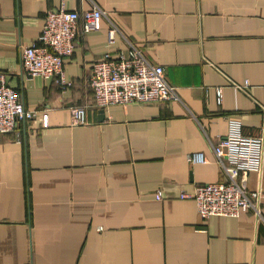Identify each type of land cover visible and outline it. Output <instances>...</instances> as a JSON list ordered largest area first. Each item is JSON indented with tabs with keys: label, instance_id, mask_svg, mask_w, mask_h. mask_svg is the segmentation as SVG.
<instances>
[{
	"label": "crops",
	"instance_id": "1",
	"mask_svg": "<svg viewBox=\"0 0 264 264\" xmlns=\"http://www.w3.org/2000/svg\"><path fill=\"white\" fill-rule=\"evenodd\" d=\"M62 1L79 12L97 4L163 67L179 100L95 105L92 64L127 48L120 34L108 44L106 18L77 34L65 89L27 77L21 50ZM1 73L48 126L37 116L0 134V264H264V223L252 212L202 218L179 198L223 180L212 146L228 116L264 139V0H0ZM75 105H86L87 124H71ZM197 151L207 162L190 165ZM246 187L261 190L264 216V160Z\"/></svg>",
	"mask_w": 264,
	"mask_h": 264
},
{
	"label": "built area",
	"instance_id": "2",
	"mask_svg": "<svg viewBox=\"0 0 264 264\" xmlns=\"http://www.w3.org/2000/svg\"><path fill=\"white\" fill-rule=\"evenodd\" d=\"M108 23L107 42L112 44L120 34L127 44L126 51L115 55L105 52L91 66L88 84L94 92V103L99 108L130 103H151L179 100L174 86L169 84L161 65L152 62L138 45L124 35L118 26L95 3L81 12L67 10L63 1L57 8H48L37 41L21 50L20 65L29 78H53L63 90L70 82L64 76V58L71 55L79 32L99 30L102 19ZM244 84H233L243 90ZM221 88H216L220 104ZM41 117L42 126H48L47 112L26 108L17 89L9 86L6 75L0 74V134L17 130L19 123ZM86 105L71 107V124H87ZM214 162L223 180L196 185L191 192H182L179 198L193 199L202 218L213 215L238 216L252 212L258 222L264 223L260 209L261 190H248L246 174L259 172L264 160V139L261 135H247L239 118L228 116L222 138L212 146ZM190 165L207 162L201 151L186 156ZM156 198L160 199L158 192Z\"/></svg>",
	"mask_w": 264,
	"mask_h": 264
}]
</instances>
